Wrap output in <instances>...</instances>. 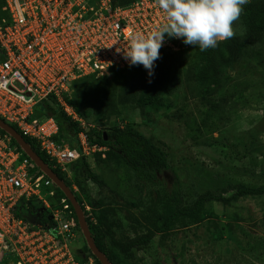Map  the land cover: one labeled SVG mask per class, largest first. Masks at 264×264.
I'll use <instances>...</instances> for the list:
<instances>
[{
  "label": "rangeland",
  "instance_id": "1",
  "mask_svg": "<svg viewBox=\"0 0 264 264\" xmlns=\"http://www.w3.org/2000/svg\"><path fill=\"white\" fill-rule=\"evenodd\" d=\"M233 27L234 37L245 35L241 16ZM167 42L179 56L184 80L170 108H139L137 80L123 70L105 75L107 79L74 83L68 100L86 114L90 131L134 127L162 149L182 181V206L208 195L229 198L241 188L264 186V65L251 69L238 64L218 83L201 85L193 78L194 51L167 37L161 48ZM258 47L264 60V46ZM213 104L218 107L214 112ZM88 161L104 185L89 184L87 192L75 187V192L98 231L112 232L126 243L160 227L159 214L149 211L125 165L108 162L106 153L90 152ZM43 195L50 201L47 191ZM74 235L67 242L73 263L83 264V255L95 260L83 233ZM101 240L114 264H264V197L208 203L184 229L158 236L132 256L114 248L108 237ZM72 261L66 257L63 264Z\"/></svg>",
  "mask_w": 264,
  "mask_h": 264
},
{
  "label": "built area",
  "instance_id": "2",
  "mask_svg": "<svg viewBox=\"0 0 264 264\" xmlns=\"http://www.w3.org/2000/svg\"><path fill=\"white\" fill-rule=\"evenodd\" d=\"M1 1L0 120L32 140L71 178L69 165L107 149L90 143V127L67 101L70 88L88 77L132 68L118 51L133 34L147 35L165 23L166 14L156 0L117 7L112 0ZM166 44L160 52L172 50V43ZM49 97L84 129L79 137L82 153L57 141L56 121L38 110ZM54 186L12 138L0 132V264H63L66 257L72 261L67 242L75 238L76 226L65 200L62 210L51 208ZM46 191L50 201L43 195ZM34 198L51 211V229L18 217L19 206L25 202L28 208ZM82 258L83 264H95L93 258Z\"/></svg>",
  "mask_w": 264,
  "mask_h": 264
},
{
  "label": "trees",
  "instance_id": "3",
  "mask_svg": "<svg viewBox=\"0 0 264 264\" xmlns=\"http://www.w3.org/2000/svg\"><path fill=\"white\" fill-rule=\"evenodd\" d=\"M112 1L113 5L117 7L131 5L136 0ZM2 6L3 2L0 0V9ZM241 19L246 30L245 35L241 38L233 37L221 41L216 48H210L204 52L188 45L189 49L194 51L196 59L192 67L193 78L201 85H206L209 80L218 83L219 79L228 70L233 69L238 64L249 66L251 69H258L257 65L261 63L260 66L263 67L264 60L258 51V46H264V0H250L243 7ZM179 61L177 53L172 50H164L160 52V59L155 61L154 74L152 76L148 75L142 65L122 71L123 73L131 72V76L137 80L139 97H137L136 105L139 108L163 111L171 107V100L178 94L180 86L184 81L181 72L178 71ZM255 62L257 64H254ZM116 72L121 71L114 69L110 73ZM105 78L107 79L106 76L101 79ZM93 79H96V76L80 81ZM67 101L81 117H86V114H81L79 108L75 106L74 100ZM217 108L216 105H211V111L214 112ZM38 110L42 115L52 117L56 121L59 127L57 141L64 142L71 149L82 153L79 137L84 129L67 115L64 108L54 97H49L42 102ZM203 124L206 126L207 121L203 120ZM0 132L7 134L2 129H0ZM88 138L92 145L107 149L105 153L108 162L121 163L128 168L136 184L138 195L145 200L150 212L159 214L160 227L138 236L136 241L126 243L118 241L112 232L108 231L103 234L98 231L90 222L88 213L75 192V187L82 192H87L89 184L104 185L102 180L92 170L88 158L82 156L77 162L69 165L70 178L66 172L56 167L53 162L42 154L32 140L25 139L76 196L86 216L96 245L106 255L111 264H114V262L101 238L105 240L108 237L114 248L126 256H132L134 249L149 246L155 242L158 236L166 237L171 235L175 230L184 229L191 217L200 216L204 213L208 203L238 201L239 199L248 197H264V186L241 188L229 198L208 195L199 198L190 206H182V181L178 173L169 165L164 151L156 146L151 139H148L134 127L106 128L99 131L92 130L88 134ZM12 141L24 153L17 142L14 139ZM24 155L27 157L25 153ZM36 170L38 174H43L39 168L36 167ZM54 190L55 196L51 200V208L55 209L57 204H61L65 200L72 212L70 220L75 223V232L82 233L71 203L58 187L54 186ZM54 201L56 202L54 203ZM24 205L25 202H23L22 206H19L18 217L33 223H42L46 227L52 228V213L45 208L43 203L34 198L29 202L28 208H25ZM90 254L98 264H101L92 252Z\"/></svg>",
  "mask_w": 264,
  "mask_h": 264
},
{
  "label": "clouds",
  "instance_id": "4",
  "mask_svg": "<svg viewBox=\"0 0 264 264\" xmlns=\"http://www.w3.org/2000/svg\"><path fill=\"white\" fill-rule=\"evenodd\" d=\"M250 0H156L166 22L145 35L133 34L126 48L119 50L129 67L143 66L154 74L155 61L166 37L204 52L235 35L234 22Z\"/></svg>",
  "mask_w": 264,
  "mask_h": 264
},
{
  "label": "water",
  "instance_id": "5",
  "mask_svg": "<svg viewBox=\"0 0 264 264\" xmlns=\"http://www.w3.org/2000/svg\"><path fill=\"white\" fill-rule=\"evenodd\" d=\"M0 129L4 130L17 144L21 147L23 152L31 159L37 168L41 172L53 181L56 187H58L66 196L67 200L71 203L78 223L84 235V238L88 244V247L92 254L98 259L101 264H111L106 255L96 245L90 228L88 226L86 216L80 206L76 196L72 193L67 184L62 181L55 171L40 157V155L30 146V144L11 126L0 120Z\"/></svg>",
  "mask_w": 264,
  "mask_h": 264
}]
</instances>
